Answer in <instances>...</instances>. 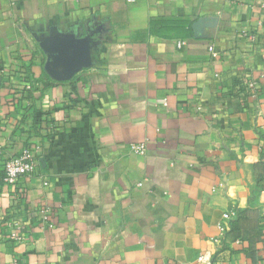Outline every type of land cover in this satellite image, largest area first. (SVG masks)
<instances>
[{
	"label": "crops",
	"instance_id": "1",
	"mask_svg": "<svg viewBox=\"0 0 264 264\" xmlns=\"http://www.w3.org/2000/svg\"><path fill=\"white\" fill-rule=\"evenodd\" d=\"M70 32L94 38L91 64L56 82L39 42ZM26 148L35 173L6 183ZM238 211L239 241L212 242ZM16 262L264 264V0H0Z\"/></svg>",
	"mask_w": 264,
	"mask_h": 264
},
{
	"label": "water",
	"instance_id": "2",
	"mask_svg": "<svg viewBox=\"0 0 264 264\" xmlns=\"http://www.w3.org/2000/svg\"><path fill=\"white\" fill-rule=\"evenodd\" d=\"M94 45L92 35L76 37L70 32L45 37L39 42L45 54V74L56 82L70 80L76 73L90 66V50Z\"/></svg>",
	"mask_w": 264,
	"mask_h": 264
},
{
	"label": "built area",
	"instance_id": "3",
	"mask_svg": "<svg viewBox=\"0 0 264 264\" xmlns=\"http://www.w3.org/2000/svg\"><path fill=\"white\" fill-rule=\"evenodd\" d=\"M133 1V0H128ZM184 45V41H178L176 47L180 49ZM249 87H252L253 84L249 83ZM139 153H143L144 146L138 145L134 148ZM37 168L34 155L32 151L28 148L21 150L18 154L6 158L2 163V174L3 180L8 184H14L22 176H31L35 173ZM233 213L228 212L224 213L222 220L217 224V235L212 238V242L219 243L226 239L227 233L230 228V221L232 220ZM10 227V237L14 240H21L23 233H25L24 223L20 221H14L11 224H8ZM239 240H235L237 243ZM201 259V256L198 260ZM17 264V262L15 263Z\"/></svg>",
	"mask_w": 264,
	"mask_h": 264
},
{
	"label": "trees",
	"instance_id": "4",
	"mask_svg": "<svg viewBox=\"0 0 264 264\" xmlns=\"http://www.w3.org/2000/svg\"><path fill=\"white\" fill-rule=\"evenodd\" d=\"M243 215H244L243 211H238L236 214V217L230 221V228H229V231L227 233V236L232 235L235 238V240H239L238 237H240V236L238 233L237 224H239L238 221L243 217Z\"/></svg>",
	"mask_w": 264,
	"mask_h": 264
}]
</instances>
